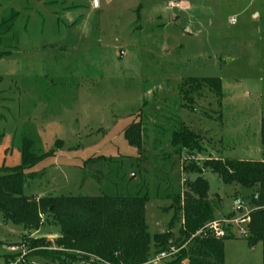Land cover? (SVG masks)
I'll return each mask as SVG.
<instances>
[{"label":"rangeland","instance_id":"obj_1","mask_svg":"<svg viewBox=\"0 0 264 264\" xmlns=\"http://www.w3.org/2000/svg\"><path fill=\"white\" fill-rule=\"evenodd\" d=\"M11 13L18 17L0 37V171L20 167L24 138L37 156L53 153L24 170L38 176L24 196H145L149 234L164 233L177 216L176 241L186 182L197 178L190 167L263 157L264 72L251 65L264 58V0H8L0 24ZM202 79L218 80L221 92ZM134 123L143 130L139 150L124 139ZM175 132L194 133L198 148L176 155ZM99 157L106 161L85 166ZM202 177L214 220L232 217L236 201L256 209L252 189L209 171ZM3 221L0 214V264L40 263L26 261L21 226ZM222 226V239H240L225 244L233 264L249 228L242 237ZM58 234L44 220L34 238Z\"/></svg>","mask_w":264,"mask_h":264},{"label":"trees","instance_id":"obj_2","mask_svg":"<svg viewBox=\"0 0 264 264\" xmlns=\"http://www.w3.org/2000/svg\"><path fill=\"white\" fill-rule=\"evenodd\" d=\"M8 0H0V4ZM18 15L11 13L0 24V37L9 33ZM199 80V79H192ZM219 93L220 82L202 79ZM196 91V90H195ZM142 127L134 123L124 132V139L130 147L141 148ZM260 144L264 147V118L260 121ZM170 145L176 155L182 151L198 148L195 134L175 132ZM34 143L23 139L21 144V164L15 170L0 171V214L3 222L21 226V243L25 245L26 261L38 260L37 264H148L151 245L156 254L169 246H177L175 258L162 264H224V243L226 239L195 237L194 235L214 219V209L207 201L208 183L202 174L209 171L226 185L235 184L252 189L251 204L256 209L249 214L250 236L246 239L250 247L261 243L262 264H264V160L241 161L232 159L206 161L202 167H190L188 174L197 176L187 183L183 193L181 209L183 225L178 231V239L172 241L171 230L177 216L172 217L162 234L150 235L145 222L144 207L147 197H69L41 198L34 200L24 196L27 181L37 179L36 173L24 174V170L37 164L46 156L33 152ZM99 157L89 160L85 166L105 162ZM98 184L100 178L92 174ZM178 200V199H177ZM44 220L59 228V235L53 241L34 238Z\"/></svg>","mask_w":264,"mask_h":264},{"label":"built area","instance_id":"obj_3","mask_svg":"<svg viewBox=\"0 0 264 264\" xmlns=\"http://www.w3.org/2000/svg\"><path fill=\"white\" fill-rule=\"evenodd\" d=\"M171 7H173V4H169ZM234 20L231 19L230 23L234 24ZM250 211L246 210L245 204L243 201H236L235 204L232 207V217L229 219H220V220H213L209 223H207L204 227H202L194 236L195 237H206L207 235L214 237L216 239H222L225 236V232L223 228L226 227H234L236 229L237 235L244 237L247 234V226L250 221L249 217ZM10 252L16 253L15 247H10ZM178 253V250L175 249L174 246H169L166 250L156 254L151 260L148 262V264H162L166 261L172 260L175 258L176 254ZM16 263L13 264H18Z\"/></svg>","mask_w":264,"mask_h":264},{"label":"crops","instance_id":"obj_4","mask_svg":"<svg viewBox=\"0 0 264 264\" xmlns=\"http://www.w3.org/2000/svg\"><path fill=\"white\" fill-rule=\"evenodd\" d=\"M183 6H185L184 4H183ZM183 8V7H182ZM181 8V9H182ZM231 20V19H230ZM234 20V19H233ZM235 21V20H234ZM252 67H255V68H252V69H255L256 70V72L257 73H259V74H261V73H263L264 72V58H263V56L260 58V60H259V62H257L256 64L255 63H253L252 65H251ZM254 70V71H255ZM261 119L262 118H259V126H260V121H261ZM259 129H260V127H259ZM263 153V152H262ZM263 155V157L262 158H260L259 160L260 161H262V160H264V154H262ZM252 161H257V160H252ZM253 195V194H252ZM39 232V231H38ZM38 232L36 233V234H34V236L33 237H38L37 235H38ZM59 235V234H58ZM58 235L57 236H55V237H53V239H55L56 237H58ZM238 240H240V239H232V240H227L225 243H224V252H225V244H229V243H237L238 242ZM241 242H239V244H240ZM247 243V242H246ZM242 244V245H240L239 246V250H238V253H237V256H236V258L234 259V261H233V264H262V257H261V261H260V251H257L256 250V247H254V248H251L248 244ZM238 244V245H239ZM237 246V245H236ZM261 252H262V246H261ZM226 257V256H225ZM226 258H225V262H226ZM225 262H224V264H225ZM226 264H227V262H226Z\"/></svg>","mask_w":264,"mask_h":264},{"label":"water","instance_id":"obj_5","mask_svg":"<svg viewBox=\"0 0 264 264\" xmlns=\"http://www.w3.org/2000/svg\"><path fill=\"white\" fill-rule=\"evenodd\" d=\"M186 34H188V32H186Z\"/></svg>","mask_w":264,"mask_h":264}]
</instances>
